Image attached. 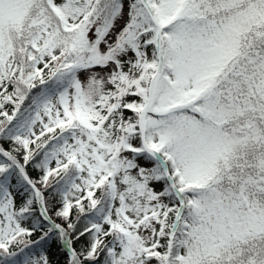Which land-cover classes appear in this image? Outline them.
I'll list each match as a JSON object with an SVG mask.
<instances>
[{
	"label": "snow or ice",
	"instance_id": "1",
	"mask_svg": "<svg viewBox=\"0 0 264 264\" xmlns=\"http://www.w3.org/2000/svg\"><path fill=\"white\" fill-rule=\"evenodd\" d=\"M0 264H264V0H0Z\"/></svg>",
	"mask_w": 264,
	"mask_h": 264
},
{
	"label": "trees",
	"instance_id": "2",
	"mask_svg": "<svg viewBox=\"0 0 264 264\" xmlns=\"http://www.w3.org/2000/svg\"><path fill=\"white\" fill-rule=\"evenodd\" d=\"M52 251H53V253H54V255H53V259H54V261H55V260H60V259H62L61 257H59L58 255L55 254V249H54V248H53Z\"/></svg>",
	"mask_w": 264,
	"mask_h": 264
}]
</instances>
